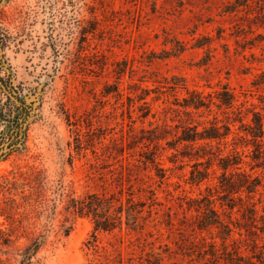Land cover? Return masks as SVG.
<instances>
[{
    "label": "rangeland",
    "instance_id": "rangeland-1",
    "mask_svg": "<svg viewBox=\"0 0 264 264\" xmlns=\"http://www.w3.org/2000/svg\"><path fill=\"white\" fill-rule=\"evenodd\" d=\"M231 2L0 0L5 152L11 111L31 107L24 144L0 160V264H20V250L34 238L40 246L31 264H208L210 239L192 230V200L212 195L215 208L228 210L217 200L216 180H188L200 153L176 141L188 126L228 122L232 133L226 143L213 142V151L226 155L233 142L239 146L242 168L261 179L253 200L264 202V135L254 141L243 131L258 113L264 132V90L257 84L264 73V0L234 10ZM223 85L234 95L230 108L216 99ZM193 94L205 106H185ZM235 134L243 138L233 140ZM259 150L263 157L254 159ZM41 172L51 217L38 229L34 179ZM90 193L143 202L142 227L122 224L94 242L91 218L65 208ZM232 214L243 221L237 209ZM247 238L264 248V236Z\"/></svg>",
    "mask_w": 264,
    "mask_h": 264
},
{
    "label": "trees",
    "instance_id": "trees-1",
    "mask_svg": "<svg viewBox=\"0 0 264 264\" xmlns=\"http://www.w3.org/2000/svg\"><path fill=\"white\" fill-rule=\"evenodd\" d=\"M246 1L233 0L231 2L232 10L243 6ZM181 50L183 48H180L178 52ZM257 84L262 86L264 90V73L260 75ZM110 92L112 90H105L106 94ZM216 95L219 105L226 108L233 106L234 95L226 85H223ZM139 99H143V97ZM9 101H11L10 98ZM187 101L185 106H192L196 109L205 106L204 98L197 94H193ZM30 111L31 107L21 112L19 110L11 111L9 120H7L11 142L4 148L7 150L6 152L0 148V160L6 155L19 150L20 146L24 144L29 127ZM243 125L245 126L243 128L245 138L254 141L263 139V121L260 114L253 113L250 121ZM231 133L230 124L227 122L222 125L210 123L208 126H202L201 129H198L197 126L184 127L176 136L177 142L187 143L192 149L197 148L200 151V153L194 154L195 158L188 179L190 183L198 185L202 181L209 180V178L216 180L214 186H218L217 189L219 190L217 191V200L221 207H225L223 209L228 210L225 213L226 211L220 212L215 208V198L212 195L192 200L195 204L191 207L197 212L195 220L192 222V230H197L209 236L208 248L204 252V255L208 256V264H264V248L259 246L256 240L249 244L247 238L250 235L259 238L264 236V202L260 200L261 196L256 201L253 200L255 195L260 194L261 179L258 175H253L252 172L242 168V165L245 164L242 159L243 153L238 150L239 146L234 142L233 148L226 155L213 151L212 143L221 141L226 143V138ZM239 138L243 137H237V134L233 136V140ZM257 157L262 158L263 151L259 150V156H255L254 159H257ZM214 166L215 169L220 171L219 175L215 174V170L210 171V168ZM261 167L264 171V159ZM252 169L253 166H250V170ZM42 172L38 173L34 179L39 196V201L36 202L38 209L34 216V225L38 229L44 228L51 217V212L46 206V190L45 187L43 188V186H48V182ZM144 205L143 202L134 201L132 196L122 203L118 200L114 201L111 197L103 194L90 193L81 200L70 198L67 200L65 208L74 214L86 215L91 218L93 222L92 237L95 242L97 233L112 231L122 224L132 231L140 229L144 220ZM235 209L240 213L242 222L232 216ZM62 231L64 235L68 233V229ZM243 231L246 234H243ZM40 237L42 238L43 235H40ZM217 240H219V244ZM33 244H36V248L26 263L31 264L36 250L40 246L38 238H34L29 245L20 250L22 251L20 264H23L24 258ZM229 247L231 248L228 249ZM11 249L17 250V248ZM248 251L251 252V255H248L249 257L242 255V252ZM254 258L256 262H253ZM150 264L164 263L154 261Z\"/></svg>",
    "mask_w": 264,
    "mask_h": 264
},
{
    "label": "water",
    "instance_id": "water-1",
    "mask_svg": "<svg viewBox=\"0 0 264 264\" xmlns=\"http://www.w3.org/2000/svg\"><path fill=\"white\" fill-rule=\"evenodd\" d=\"M35 248H36V244H33V245L30 247V249L28 250L27 255H26L25 258H24V262H23V264H26V263L28 262L29 256H30L31 253L35 250Z\"/></svg>",
    "mask_w": 264,
    "mask_h": 264
}]
</instances>
